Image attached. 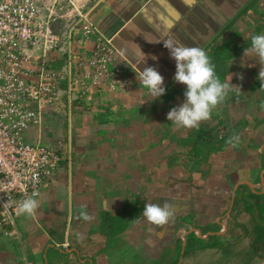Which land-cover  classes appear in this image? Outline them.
<instances>
[{
	"label": "crops",
	"instance_id": "1",
	"mask_svg": "<svg viewBox=\"0 0 264 264\" xmlns=\"http://www.w3.org/2000/svg\"><path fill=\"white\" fill-rule=\"evenodd\" d=\"M88 9L127 63L126 84L80 96L63 80L24 132L61 162L18 219V238L0 234V264H184L226 242L244 196L264 193V0ZM72 23H53L62 73L68 51L89 59L93 48Z\"/></svg>",
	"mask_w": 264,
	"mask_h": 264
},
{
	"label": "built area",
	"instance_id": "2",
	"mask_svg": "<svg viewBox=\"0 0 264 264\" xmlns=\"http://www.w3.org/2000/svg\"><path fill=\"white\" fill-rule=\"evenodd\" d=\"M91 2L95 0H0V234L18 238V219L60 166L58 150L28 143L23 134L54 107L62 81L69 95L80 96L117 91L126 84L127 63L91 23ZM58 20L72 21L83 39L93 42L89 59L68 51L66 73L52 66L61 47L53 28Z\"/></svg>",
	"mask_w": 264,
	"mask_h": 264
},
{
	"label": "rangeland",
	"instance_id": "3",
	"mask_svg": "<svg viewBox=\"0 0 264 264\" xmlns=\"http://www.w3.org/2000/svg\"><path fill=\"white\" fill-rule=\"evenodd\" d=\"M246 25H248V23ZM216 78L218 83L222 82V78L220 76H217ZM233 218L236 221L235 223L244 226L245 231H240V228L233 223V225L236 226L238 230L227 240V242H230L231 240V242L234 243L232 247L227 249L226 252H223L218 248L200 252H193L184 259V264H264V256L248 254V252H251L250 248L254 241L253 236L255 223L252 215L244 211V214L241 215V217L237 213L234 214ZM223 219L226 218L224 217ZM240 220L244 223L239 222ZM220 230L224 232L226 229L220 227Z\"/></svg>",
	"mask_w": 264,
	"mask_h": 264
},
{
	"label": "trees",
	"instance_id": "4",
	"mask_svg": "<svg viewBox=\"0 0 264 264\" xmlns=\"http://www.w3.org/2000/svg\"><path fill=\"white\" fill-rule=\"evenodd\" d=\"M202 71L204 72L203 68ZM244 211L248 214H251L255 223L254 226V241L250 248L251 252H248L249 255H256V256H264V193L261 194L260 192H252L250 191L246 197L244 196ZM237 227H239L242 232H244L243 225L241 226L238 223H235ZM219 230V229H218ZM193 238V236H192ZM190 241H194L193 247L195 245L198 246L197 238L190 239ZM234 245L233 242H219L215 241V243H210V247H215L223 252H226L227 249ZM192 246L188 245V251L192 250ZM229 247V248H228ZM199 249H202L201 246H198Z\"/></svg>",
	"mask_w": 264,
	"mask_h": 264
},
{
	"label": "clouds",
	"instance_id": "5",
	"mask_svg": "<svg viewBox=\"0 0 264 264\" xmlns=\"http://www.w3.org/2000/svg\"><path fill=\"white\" fill-rule=\"evenodd\" d=\"M96 1V0H95ZM70 26H71V24H70Z\"/></svg>",
	"mask_w": 264,
	"mask_h": 264
}]
</instances>
